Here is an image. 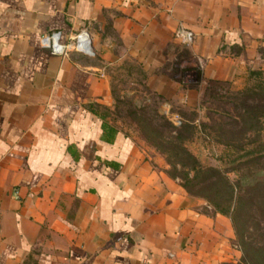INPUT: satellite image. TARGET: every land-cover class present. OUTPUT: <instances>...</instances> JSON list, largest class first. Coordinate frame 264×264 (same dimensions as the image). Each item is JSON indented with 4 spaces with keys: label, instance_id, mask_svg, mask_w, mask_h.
<instances>
[{
    "label": "crops",
    "instance_id": "0c3cea01",
    "mask_svg": "<svg viewBox=\"0 0 264 264\" xmlns=\"http://www.w3.org/2000/svg\"><path fill=\"white\" fill-rule=\"evenodd\" d=\"M84 29L93 57L42 46ZM117 70L237 86L264 71V0H0V264L239 262L231 219L109 122Z\"/></svg>",
    "mask_w": 264,
    "mask_h": 264
},
{
    "label": "trees",
    "instance_id": "16d2710c",
    "mask_svg": "<svg viewBox=\"0 0 264 264\" xmlns=\"http://www.w3.org/2000/svg\"><path fill=\"white\" fill-rule=\"evenodd\" d=\"M248 76L249 85L236 92L231 82H209L201 103L206 110L211 106L208 122L195 123V114H183L175 126L155 108L148 115L149 106H125L142 139L164 158L168 174L231 219L242 251L236 264H264V71ZM218 104L231 107L232 114L214 109ZM198 134L222 148L221 165H205L188 149Z\"/></svg>",
    "mask_w": 264,
    "mask_h": 264
},
{
    "label": "rangeland",
    "instance_id": "374dc122",
    "mask_svg": "<svg viewBox=\"0 0 264 264\" xmlns=\"http://www.w3.org/2000/svg\"><path fill=\"white\" fill-rule=\"evenodd\" d=\"M116 78L114 89L119 90V98L115 101V105L109 111L108 120L113 125L121 128L125 133L130 135L141 148L146 149L148 153L154 156L156 159L162 160L165 165L164 158L160 155L154 148H152L146 141L142 139V134L140 132L141 128L137 122V119L130 117L128 108H126L125 104L128 102H133L139 108L149 106L147 114H151V108L157 109L158 113L163 116H166L169 121H171L175 126H179L182 120V115H190L195 114V123L199 122H208V116H212L208 109H211V106H205L208 108L204 109V105H202L203 93L204 90H201L198 87V93L192 92L189 88L188 83L192 82L194 84L195 74L192 71H188L185 75V89L179 87V85H170L173 90L172 94L167 97V90L164 91V85L159 82V77H156L154 80L156 84H145V78H140L139 76L120 77L121 74L125 73L124 71L117 70L115 71ZM264 79V76H263ZM160 83V84H159ZM250 77L247 75L245 81L239 85H233V92L239 91L249 85ZM164 91V92H163ZM202 92V93H201ZM118 93V92H117ZM216 108L219 111H226L228 113L233 112L231 107H225L218 104ZM213 117V116H212ZM188 149L197 156L200 161L205 165H221L219 160L222 152V148L217 144L213 143L211 140L206 139L202 134H198L194 140L188 144ZM168 166V165H167ZM169 167V166H168ZM212 208V207H211ZM213 209V208H212ZM237 249L241 252L240 247L236 243ZM241 260V259H240ZM239 260V261H240ZM238 263V262H237ZM232 264V263H231ZM236 264V263H233Z\"/></svg>",
    "mask_w": 264,
    "mask_h": 264
},
{
    "label": "built area",
    "instance_id": "2783aa9c",
    "mask_svg": "<svg viewBox=\"0 0 264 264\" xmlns=\"http://www.w3.org/2000/svg\"><path fill=\"white\" fill-rule=\"evenodd\" d=\"M42 46L54 56L67 57L72 52L95 56L93 37L86 29L81 30L67 43L62 42L61 32H52L42 38Z\"/></svg>",
    "mask_w": 264,
    "mask_h": 264
}]
</instances>
